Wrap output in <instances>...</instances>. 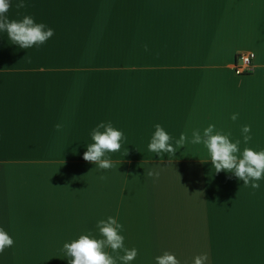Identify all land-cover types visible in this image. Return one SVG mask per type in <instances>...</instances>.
Masks as SVG:
<instances>
[{"label": "crops", "instance_id": "1", "mask_svg": "<svg viewBox=\"0 0 264 264\" xmlns=\"http://www.w3.org/2000/svg\"><path fill=\"white\" fill-rule=\"evenodd\" d=\"M18 2L10 20L31 15L55 34L23 49L0 31V227L14 240L0 264H69L63 245L101 238L109 216L138 250L130 264L165 251L181 264L202 253L207 264H264V178L253 189L217 173L190 142L214 124L241 141L237 155L264 150V0ZM241 53L252 56L237 73ZM109 121L126 139L105 170L83 154ZM157 123L173 146L182 133L189 142L149 151Z\"/></svg>", "mask_w": 264, "mask_h": 264}, {"label": "clouds", "instance_id": "2", "mask_svg": "<svg viewBox=\"0 0 264 264\" xmlns=\"http://www.w3.org/2000/svg\"><path fill=\"white\" fill-rule=\"evenodd\" d=\"M11 7V0H0V31L6 32L12 44L20 48L29 49L47 42L54 34L55 30L44 23H37L33 16L24 15L22 19L10 20L6 13ZM25 0H19L16 4L17 9L26 8ZM147 51V46H145ZM238 114L231 116L233 121L237 120ZM59 130L60 125H56ZM103 129V131H101ZM243 142L248 144L252 140L250 135L251 126L244 125L241 129ZM231 133L216 130L214 124H209L201 134L200 130H193L191 143H203L210 153V160L216 172L227 171L235 174L236 177L243 180L244 185L251 183L253 189H259L260 185L256 181L264 178V150L255 151L250 147L244 148L242 155L239 145L241 141L237 139L232 142ZM94 143L87 146V151L83 154V159L95 163L100 169H110L113 163L105 154L117 152L121 149V141L125 140L124 133L113 127L112 122L99 123L91 133ZM172 137L165 129L157 123L155 131L151 137L148 149L158 155L175 154V152L188 141L186 133H182L175 146L171 143ZM127 154V151L125 155ZM154 173L149 172L148 175ZM155 175H159L155 173ZM100 179H106L101 176ZM96 227L99 230L101 238H96L92 232L80 235L78 239L70 243H65L63 249L65 256L69 259V264H130L137 255L136 248H126L124 244L125 237L121 235L123 225L117 218L109 216L106 220L98 221ZM14 244L13 238L0 227V253L5 248ZM110 248L113 253L123 251V255L113 256L106 249ZM208 255L202 253L194 258V264H207ZM156 264H181V261L174 253L165 251L161 256L156 257Z\"/></svg>", "mask_w": 264, "mask_h": 264}, {"label": "built area", "instance_id": "3", "mask_svg": "<svg viewBox=\"0 0 264 264\" xmlns=\"http://www.w3.org/2000/svg\"><path fill=\"white\" fill-rule=\"evenodd\" d=\"M250 53H241L236 57V60L240 62V64L234 65V71L239 73L242 71H246L249 69V61L251 58Z\"/></svg>", "mask_w": 264, "mask_h": 264}]
</instances>
